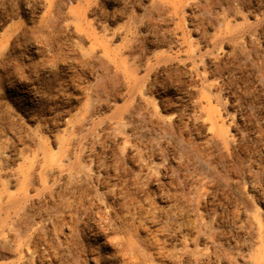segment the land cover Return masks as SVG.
<instances>
[{"label":"rangeland","instance_id":"374dc122","mask_svg":"<svg viewBox=\"0 0 264 264\" xmlns=\"http://www.w3.org/2000/svg\"><path fill=\"white\" fill-rule=\"evenodd\" d=\"M0 264H264V0H0Z\"/></svg>","mask_w":264,"mask_h":264},{"label":"bare ground","instance_id":"6f19581e","mask_svg":"<svg viewBox=\"0 0 264 264\" xmlns=\"http://www.w3.org/2000/svg\"><path fill=\"white\" fill-rule=\"evenodd\" d=\"M32 43H33V44H34V43L36 44L37 42L32 41ZM7 86H9V85H7Z\"/></svg>","mask_w":264,"mask_h":264}]
</instances>
